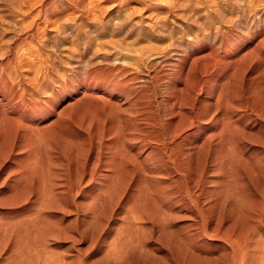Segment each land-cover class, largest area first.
Wrapping results in <instances>:
<instances>
[{"label":"bare ground","instance_id":"obj_1","mask_svg":"<svg viewBox=\"0 0 264 264\" xmlns=\"http://www.w3.org/2000/svg\"><path fill=\"white\" fill-rule=\"evenodd\" d=\"M238 2L0 0V264H264V5Z\"/></svg>","mask_w":264,"mask_h":264},{"label":"rangeland","instance_id":"obj_2","mask_svg":"<svg viewBox=\"0 0 264 264\" xmlns=\"http://www.w3.org/2000/svg\"><path fill=\"white\" fill-rule=\"evenodd\" d=\"M236 1L238 2L239 0H236ZM249 1H251V0H245V1H244V0H240V1L237 3V8L234 9L233 11H230V12H232V14H231L230 12H227V13L224 12V13H222V14H221V17H222V18L220 17L219 21L216 22L217 24L214 22V23L212 24V28H214V27H216V26L218 27V26H219L224 20H226V19L228 20V18L230 19V18H231V17H230L231 15H232V17L235 16V15H236V11H238V12H237V13H238L237 15L241 14L242 10H244V11H248V10L251 11V10H252L253 13H255L256 10L254 11L255 7L253 8V5H251L252 3H254L255 6L264 5V3H262V2H264V0H263L261 3H259L260 0H257V1L255 0L256 2L253 1V0H252L251 2H249ZM258 1H259V2H258ZM242 2H244V3H242ZM248 2H249V3H248ZM247 3H248V4H247ZM257 3H258V4H257ZM238 4H239V5H238ZM240 5H241V6H240ZM250 5L252 6V8L250 7ZM239 6H240V7H239ZM245 6H246V7H245ZM247 7H248V8H251V9H248ZM243 8H244V9H243ZM245 9H246V10H245ZM225 14H228L229 17H228V15H225ZM230 14H231V15H230ZM233 14H234V15H233ZM223 16H225V17H223ZM226 17H227V18H226ZM224 18H226V19H224ZM223 19H224V20H223ZM218 23H219V24H218ZM214 25H216V26H214ZM116 38H117V37H114V38H113V39H114V42H116V44H120L121 48L124 47L125 50H128V49H129L128 51H130V49L132 50V48H133V49H138L139 46H140L139 49L144 48V46L147 47V46H148V43L151 45V43H150L149 41H147V40H146L147 42L144 40V41H141V42H136V43H137V44H136V43L133 42L132 40H128V41H129V42H128L127 40L124 41L123 39H120V40H119V37H118L117 39H116ZM115 39H116V41H115ZM118 40H119V41H118ZM122 42H123V43H122ZM125 42H127V43H129V44L132 42V43H134V44H133V45H132V44L128 45V44L125 43ZM144 42H146L147 44H146V43H145L146 45H145V44H142V43H144ZM0 43H2V40H0ZM139 43H140V45H139ZM121 44H122V45H121ZM124 44H127L128 47H127V45H124ZM141 44H142V45H141ZM3 45L5 46L4 42H3V44H0V47L3 46ZM108 45L111 46V45L109 44V42L106 43V46H107V47H109ZM123 45H124V46H123ZM138 45H139V46H138ZM143 45H144V46H143ZM129 46H131V47H129ZM136 46H138V47H136ZM141 46H142V47H141ZM135 47H136V48H135ZM126 48H127V49H126ZM2 50H3V48L1 47L0 51H2ZM21 50H23V49H20V51H21ZM133 51H135V50H133ZM133 51H130V52H133ZM22 52H25V50H23ZM60 72H61V71H60ZM64 94H65V93H64ZM65 98H66V96L63 97L62 99H60V103H57V106H59L60 104H63V103L65 102ZM59 107H60V106H59ZM79 198H80V197H79ZM70 218H71V217H70Z\"/></svg>","mask_w":264,"mask_h":264}]
</instances>
